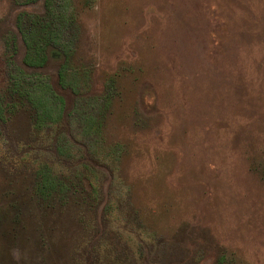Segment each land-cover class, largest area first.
I'll return each instance as SVG.
<instances>
[{
    "label": "rangeland",
    "instance_id": "rangeland-1",
    "mask_svg": "<svg viewBox=\"0 0 264 264\" xmlns=\"http://www.w3.org/2000/svg\"><path fill=\"white\" fill-rule=\"evenodd\" d=\"M44 6L0 0V97L25 70L17 15ZM65 17L78 37L71 82L92 71L89 100L107 106L97 146L109 165L92 197L43 205L34 165L14 153L46 148L45 133L29 109H11L0 119V264H78L86 237L89 264L113 246L133 264L120 221L148 242L147 264H264V0H71ZM59 67L36 81L50 77L68 111ZM92 118L76 115L69 131Z\"/></svg>",
    "mask_w": 264,
    "mask_h": 264
},
{
    "label": "trees",
    "instance_id": "trees-1",
    "mask_svg": "<svg viewBox=\"0 0 264 264\" xmlns=\"http://www.w3.org/2000/svg\"><path fill=\"white\" fill-rule=\"evenodd\" d=\"M21 1L26 5L38 0ZM59 1L61 0H44L45 6L42 13H31L27 10L18 13L16 21L19 34L16 31L12 32V46L14 45L17 49L20 36L25 45L23 67L33 72L28 73L24 70L21 74L11 78L5 94L0 97V119H7L8 113L16 105L24 107L32 112L34 128L45 133L37 143H45L46 148L36 149L35 146L29 148L23 146L14 155L19 161L34 165L36 169L33 181L35 197L40 203L51 208L55 207L54 205L65 203L67 198L75 194L92 197L96 193L97 186L101 185L97 167L109 165L106 162L109 156L102 153L101 149L99 150L100 146H97L100 141L98 139L104 138L102 133L107 119L105 116L107 106L104 104V107H101L99 103L96 104L89 100L90 95L87 93L93 88L92 71L89 82H86L85 78L74 84L71 82V77L78 75V71L73 68L78 37L77 34L74 37L71 36L73 26L65 17L71 0H65L68 7L64 13L56 7L60 5ZM53 59L60 60L57 82L70 91L73 106L75 105L68 111L65 107L64 96L50 89V77L36 81L38 77L36 72L43 69ZM86 72L85 77L89 71H83V73ZM92 98L97 97L92 96ZM83 104L82 109L80 106ZM84 109H89V111L86 112ZM76 115L79 119L83 115L92 116L94 122L85 120L78 130L70 132L68 123H72L71 119L76 120ZM91 132L92 136H90ZM3 155L7 158L14 157L8 150L3 152ZM112 208H114L113 205ZM130 208L127 207L128 212L133 211L131 206ZM119 223L114 228L115 230L113 229L114 233L119 231L121 236L119 239L123 240L126 247L132 251L133 264H147L148 242L134 231L138 230L136 227L133 228L134 226L128 224L121 227L120 225L124 222ZM94 245L95 241L88 237L81 242V248L77 250L78 264H89ZM116 251V247H111L103 264H130L129 261L114 256ZM126 258L128 257H124Z\"/></svg>",
    "mask_w": 264,
    "mask_h": 264
}]
</instances>
